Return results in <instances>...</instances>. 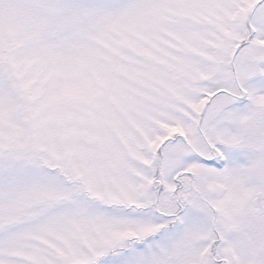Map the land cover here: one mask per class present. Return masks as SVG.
Here are the masks:
<instances>
[{"label":"snow or ice","instance_id":"6c2138e0","mask_svg":"<svg viewBox=\"0 0 264 264\" xmlns=\"http://www.w3.org/2000/svg\"><path fill=\"white\" fill-rule=\"evenodd\" d=\"M0 264H264V0H0Z\"/></svg>","mask_w":264,"mask_h":264}]
</instances>
